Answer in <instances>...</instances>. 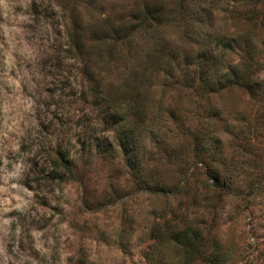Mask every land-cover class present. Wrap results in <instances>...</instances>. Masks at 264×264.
Returning a JSON list of instances; mask_svg holds the SVG:
<instances>
[{
	"label": "rangeland",
	"instance_id": "obj_1",
	"mask_svg": "<svg viewBox=\"0 0 264 264\" xmlns=\"http://www.w3.org/2000/svg\"><path fill=\"white\" fill-rule=\"evenodd\" d=\"M72 70L129 125L77 134L85 176ZM0 89V264H264V0H0Z\"/></svg>",
	"mask_w": 264,
	"mask_h": 264
},
{
	"label": "clouds",
	"instance_id": "obj_2",
	"mask_svg": "<svg viewBox=\"0 0 264 264\" xmlns=\"http://www.w3.org/2000/svg\"><path fill=\"white\" fill-rule=\"evenodd\" d=\"M4 8L6 9L5 15L10 16L11 18L15 19L18 13H15L13 5L4 4ZM11 64V62H8ZM75 75L72 79V87L77 89L76 96L73 97L74 103H72L71 107L67 104L61 105L59 108L51 109V111H55L57 116L63 118L65 123L62 128V139L65 141L66 145H72L74 147H70L67 154L66 159L75 162L84 176L91 171L83 164L82 157L80 155L81 145L77 143V134H79V138L83 140L86 144L92 142L97 137H104L107 136L110 141L114 144L116 143V135L117 130L120 125H128L127 120H122L120 125H111L110 123L105 122L106 118L109 114L115 109L111 106V103L108 100L107 92L105 91H95L97 88L93 86V92L87 96V103H85L80 97L81 93L85 92V86L79 82V73L77 70H72ZM224 71H227L225 69ZM67 75V71L64 73ZM18 79V78H17ZM7 85L9 88L12 89V96H15L17 91L16 81L12 80L10 77H7ZM36 85L29 82V91L33 92V96H29L25 100L26 107L23 109V116L22 119L25 121V129L32 130V135L36 136L39 132V139L45 148H51L52 151L49 155L52 156L53 159H59L56 156L55 149H56V140L54 137L43 133L39 129V122L37 121L36 114L39 109L42 108V105L37 102L38 98H33L35 96ZM0 92L3 93L5 100H10L12 97L9 95L8 92L3 91L0 89ZM57 97L59 94H56ZM45 98H48L45 94ZM71 118L70 120L68 118ZM40 119L44 120L47 124L49 121L53 128H60V124L57 120H51L49 114L41 113ZM16 124V121H13V125ZM13 125H8L10 131H13ZM23 134V133H22ZM17 148L19 145L16 146ZM63 151V148L61 149ZM191 162V160H190ZM210 165L213 164L211 160L207 161ZM197 168L201 172L204 171V168L201 164L196 165ZM215 168H222V165L219 162L214 164ZM15 175V173L10 174L9 176H5V184L7 185L8 179L11 176ZM210 183V182H209ZM9 188H15V184L7 185ZM14 207H19V205H14ZM5 211H9L7 207L4 209Z\"/></svg>",
	"mask_w": 264,
	"mask_h": 264
}]
</instances>
